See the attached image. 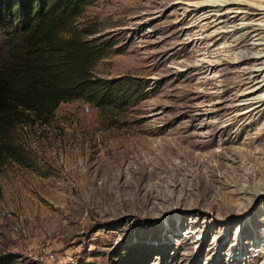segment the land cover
Segmentation results:
<instances>
[{
	"label": "rangeland",
	"instance_id": "1",
	"mask_svg": "<svg viewBox=\"0 0 264 264\" xmlns=\"http://www.w3.org/2000/svg\"><path fill=\"white\" fill-rule=\"evenodd\" d=\"M74 23L129 101L1 130L0 260L264 264V189L226 177L264 128V0H87Z\"/></svg>",
	"mask_w": 264,
	"mask_h": 264
},
{
	"label": "trees",
	"instance_id": "2",
	"mask_svg": "<svg viewBox=\"0 0 264 264\" xmlns=\"http://www.w3.org/2000/svg\"><path fill=\"white\" fill-rule=\"evenodd\" d=\"M86 2L0 0V163L8 149L1 130L21 115L47 119L59 103L78 98L96 108L128 103L127 87L91 73L106 48L74 23Z\"/></svg>",
	"mask_w": 264,
	"mask_h": 264
},
{
	"label": "bare ground",
	"instance_id": "3",
	"mask_svg": "<svg viewBox=\"0 0 264 264\" xmlns=\"http://www.w3.org/2000/svg\"><path fill=\"white\" fill-rule=\"evenodd\" d=\"M245 58V57H243ZM246 60V58H245ZM247 143L243 144V147L238 150L235 157H237L242 164L243 161L252 160L253 164L251 165V169L244 170L242 169V173H239L241 167L239 169L232 170L230 175H227L229 181L238 180L240 177H243V181H246L248 189L250 186H256L261 190L264 189V128L253 132L252 134H247ZM223 154H214V158H223ZM259 155V156H258ZM220 166V165H219ZM230 168V167H229ZM205 173L208 174L206 171ZM249 191V190H248ZM257 191V190H256ZM247 192V191H245Z\"/></svg>",
	"mask_w": 264,
	"mask_h": 264
}]
</instances>
